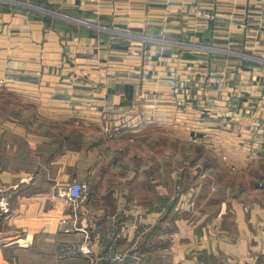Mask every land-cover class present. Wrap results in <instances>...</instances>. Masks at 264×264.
<instances>
[{
    "label": "crops",
    "instance_id": "0c3cea01",
    "mask_svg": "<svg viewBox=\"0 0 264 264\" xmlns=\"http://www.w3.org/2000/svg\"><path fill=\"white\" fill-rule=\"evenodd\" d=\"M3 195L0 264H264V0H0Z\"/></svg>",
    "mask_w": 264,
    "mask_h": 264
},
{
    "label": "rangeland",
    "instance_id": "374dc122",
    "mask_svg": "<svg viewBox=\"0 0 264 264\" xmlns=\"http://www.w3.org/2000/svg\"><path fill=\"white\" fill-rule=\"evenodd\" d=\"M177 117H178V115H176L175 117H173L172 116V119L173 120H171V121H168V122H171V123H175L176 121H178L177 120ZM142 118H144V122H146V121H148V118H150V119H156V120H160V119H157V117L153 114V112H146V114H142V116H141V120H142ZM139 119V118H138ZM138 119H137V121H138ZM173 125V124H172ZM173 127V126H172ZM148 128V127H147ZM152 128V127H151ZM144 129V128H143ZM140 130V131H135L134 130V139L135 140H141L142 138H144V137H155V146H151L150 145V148L151 149H154V151L155 152H157V147H158V145H157V143H158V140H160V139H162V137H166V138H168V137H170V138H175L177 135L175 134V133H177L178 131H173V130H171V134L172 135H169V134H167L168 132H170V131H167V132H165L166 134H164V132L161 130V129H157V130H154V131H152L149 135H147L146 133H147V131H144V130ZM142 132V133H141ZM223 134H225V133H222L221 135H223ZM171 148L172 149H175L176 151H178L179 150V144L178 143H176L175 141L174 142H172V145H171ZM220 149L222 150H220V156H221V161L219 160V162H218V170H219V183L221 184V183H225L226 182V180H227V177H230V176H232V174L234 173V172H237L236 171V169H233V168H230V167H228L227 165H226V156H227V147H223V148H221L220 147ZM186 150H191V151H193V148L192 147H188ZM236 150H237V148H236ZM231 152H235L233 149L232 150H230ZM187 153H188V151H186ZM190 152V151H189ZM158 153H161V151H158ZM172 153H174V152H172ZM190 154V153H189ZM175 155H176V153L173 155V157H175ZM224 155H226V156H224ZM223 156V157H222ZM225 159V160H224ZM181 162H178V163H175L174 165H173V167L175 166V168L177 169V168H179L180 166H181ZM205 164H207V163H204V165ZM160 165V164H159ZM155 166H156V164H155ZM157 167V166H156ZM160 167V166H159ZM230 168V169H229ZM237 168V167H236ZM157 169V168H156ZM230 175V176H229ZM236 175H238V174H236L235 173V176ZM257 180H258V178H257ZM157 182H159V181H157ZM177 185H179V184H176L175 186H177ZM173 186V185H172ZM141 235V236H140ZM142 236H144V235H142V233H140V234H137L136 236H135V238H134V242H133V250H134V264H139L138 262L139 261H141L142 260V257H141V255L139 254V252L142 250H145V249H151V247H148V246H145V245H142V246H140L141 245V241L139 242V240L138 239H142ZM167 243V242H166ZM166 243H163V242H161V243H159V245H157V247L154 249L155 250V254H156V257H153V259H151L149 262L151 263V264H153V263H158V262H163V261H165V260H168V258H166L165 256H164V252H163V250H165V249H167V244ZM166 244V245H165ZM123 246H124V248L126 247V248H128V245L127 244H123ZM122 251H125V250H122ZM120 263V262H119Z\"/></svg>",
    "mask_w": 264,
    "mask_h": 264
},
{
    "label": "built area",
    "instance_id": "2783aa9c",
    "mask_svg": "<svg viewBox=\"0 0 264 264\" xmlns=\"http://www.w3.org/2000/svg\"><path fill=\"white\" fill-rule=\"evenodd\" d=\"M86 193V184L82 181H72L67 184L64 188L58 190L57 196L59 198L65 199L71 205L74 210V215H77L78 207L80 202ZM11 203L7 196H0V210L2 212L10 211ZM76 219V217H75ZM65 221V220H64ZM75 224V223H74ZM75 226V225H74ZM73 226H68L67 231H71ZM86 245L82 244H67L62 247V252L65 256L72 255L77 253L78 251L85 252ZM127 253L119 249L115 242L110 244L106 249L103 250L101 255V259L103 261H111V262H125L127 260ZM89 264H96V261L92 260Z\"/></svg>",
    "mask_w": 264,
    "mask_h": 264
}]
</instances>
